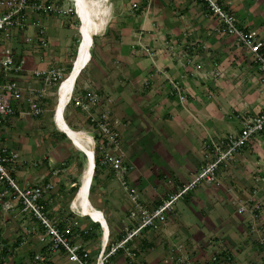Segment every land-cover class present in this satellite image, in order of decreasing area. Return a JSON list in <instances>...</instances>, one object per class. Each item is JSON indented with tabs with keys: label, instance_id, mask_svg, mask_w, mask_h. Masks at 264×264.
Returning a JSON list of instances; mask_svg holds the SVG:
<instances>
[{
	"label": "crops",
	"instance_id": "crops-1",
	"mask_svg": "<svg viewBox=\"0 0 264 264\" xmlns=\"http://www.w3.org/2000/svg\"><path fill=\"white\" fill-rule=\"evenodd\" d=\"M46 1L72 7V0ZM218 2L236 17L239 28L257 30L264 49V0ZM99 8L103 23L92 36L91 46L98 38V61L90 48L74 95L85 100L88 93L96 92V111L108 108L123 121L120 153L130 165L124 176L136 187L142 204L154 208L216 156L212 142L238 134L242 118L264 112V80L249 50L219 31L217 16L205 0H101ZM29 20L36 24L14 32L10 44L26 61L15 76L22 98L12 101L14 112L0 125V150L18 154L10 172L21 186L52 184L41 202L54 226L63 229L76 221L78 230L96 233L97 222L76 214L72 201L69 205L75 185L71 166L80 160L54 122L55 89L40 99L43 111L39 115L20 113L34 94L28 86L39 87L32 70L54 66L65 72L68 54L60 37L65 38V29L79 33V15L73 11L30 13ZM40 27L46 46L37 35ZM24 35L33 36V42L26 43ZM74 107L88 125V114L98 115L95 109L87 113ZM78 122L84 127L83 121ZM103 167L108 170L100 169L97 179L105 187L107 204L97 209L112 232L111 245L122 238L124 226L134 227L137 219L128 216L129 197L115 172ZM216 173V182H201L178 199L161 227L140 230L133 238L137 251L133 264H178L164 259L184 252L196 264H264V249L251 230V217L236 211L237 203L249 198L264 206V130L245 142L235 159L220 165ZM256 221L264 234V220L257 217ZM36 224L17 202L12 211L0 210V264H75L61 248L51 250L39 239L42 229L21 244L24 227ZM72 232L89 253L88 263L95 264L102 235L83 239V234ZM36 253L46 259L36 263ZM109 262L130 264L121 250L111 254Z\"/></svg>",
	"mask_w": 264,
	"mask_h": 264
},
{
	"label": "built area",
	"instance_id": "built-area-1",
	"mask_svg": "<svg viewBox=\"0 0 264 264\" xmlns=\"http://www.w3.org/2000/svg\"><path fill=\"white\" fill-rule=\"evenodd\" d=\"M208 8L217 16L219 21V31L224 34H230L234 37L238 46L246 47L257 70L261 73L264 80V49L263 42L255 29L243 30L236 25V17L227 12L218 0H205ZM73 7H64L62 4L46 0H0V125L5 117L14 112L12 101H18L22 98V88L19 86L15 76L24 70L25 57L17 54L11 47V40L14 32H23L29 25L36 24L30 22L29 14H64L73 11L78 15L76 1L72 0ZM42 27L38 28L37 35L40 37V44L46 46L47 41L41 37ZM22 39L26 43L33 42V36L24 35ZM32 77L39 80V87L33 90L34 94L29 100L26 109L20 110L23 115H39L43 109L40 105V99L45 97L49 89H56L58 94L59 85L65 77V72L59 67L36 68L32 70ZM174 87L179 92L177 84ZM72 93L68 99L74 105L79 106L83 111L89 113L90 109H95L99 95L96 92H90L85 100ZM181 100L183 94H179ZM97 116L93 113L90 117V127L93 133L91 137V148L98 156L102 166L109 167L115 172L120 186L127 193L130 201L129 218L137 219L134 227L124 226V235L117 242L109 247L99 251L95 264H111L109 256L118 250H121L130 264H133L137 258V251L133 244V238L144 228L156 230L161 227L166 220V214L173 208V204L182 198L188 191L199 185L201 182L212 183L217 180V169L220 165H225L236 157L237 150L247 142L251 137L264 130V112L255 117L242 118L241 129L236 135L227 134L223 139L212 142L216 151V156L208 162L191 180L182 186L177 192L169 194L160 204L154 208H149L140 201L139 193L135 186L131 185L125 178V174L130 169V165L125 163L120 153L122 129L124 123L121 119L114 117L108 108L101 109ZM18 154L7 151L4 148L0 150V210L4 212L12 211L16 202L20 206L22 213L30 214L37 221L36 225L26 226L22 231V243L27 242V238L32 232L43 230L39 235L41 241H45L51 250L61 248L67 259L75 264H89V253L81 247L74 239L73 228L76 221L67 223L63 229L52 224L47 216L43 203L44 195L52 188L51 183H45L33 186H21L11 175V164L14 163ZM236 211L240 214H246L251 217V230L256 233L257 243L264 249V234L259 232L256 218L264 220V206L252 201L250 198L239 201ZM107 245V244H106ZM182 247L178 245V249ZM7 257H4L6 260ZM46 259L44 255L36 253L34 261L43 262ZM215 259V257H214ZM174 260L178 264H196L188 253L169 254L164 259L165 262Z\"/></svg>",
	"mask_w": 264,
	"mask_h": 264
},
{
	"label": "bare ground",
	"instance_id": "bare-ground-1",
	"mask_svg": "<svg viewBox=\"0 0 264 264\" xmlns=\"http://www.w3.org/2000/svg\"><path fill=\"white\" fill-rule=\"evenodd\" d=\"M77 11L79 15V29L80 39L76 47V53L71 63L69 72L65 75L59 85L56 104L54 107V118L56 126L61 130H65L71 137V143L88 153L89 160L86 159V165L83 169L80 185L76 190L75 197L72 200V208L78 209L81 214L87 213L93 219L99 218L101 212L95 208L89 200V186L90 175L92 171V164L94 153L90 146L91 137L83 130H77L69 127L64 118V108L68 103L70 94L76 81L77 76L85 67L90 59V48L92 46V36L97 33L103 23V15L100 17L101 0H75Z\"/></svg>",
	"mask_w": 264,
	"mask_h": 264
},
{
	"label": "rangeland",
	"instance_id": "rangeland-1",
	"mask_svg": "<svg viewBox=\"0 0 264 264\" xmlns=\"http://www.w3.org/2000/svg\"><path fill=\"white\" fill-rule=\"evenodd\" d=\"M72 7H73V5H72ZM76 28L77 29L79 28L78 21H77ZM63 30H61V31H63ZM64 32L66 34L65 35V38H64V35H62L60 37V43H61V46L64 49V51L68 54L66 56L67 58H65V61H68L67 65L65 66V75H66L68 73L69 69L71 68V63H72V60H73V58L75 56L76 47H77V44H78L79 39H80V33H76V30H73V29H65ZM74 34H76L75 35V38L73 36ZM71 37H73L74 40H72ZM98 44H99V40H98V38H95V45L93 47H91V53H92V56H93L94 60H97L95 58L96 57L95 52H96V47L98 46ZM88 68H90V67H88ZM90 71H94L93 68ZM88 72L89 71H87V73ZM81 74H82V71L79 74V76H77V80L80 79ZM77 80L75 81V84H76ZM74 87H75V85H74ZM73 93H74V90H73ZM56 99H57V92H56V89H55V101L52 102V106H51V108H52V112H51L52 115L54 114V110L53 109H54L55 104H56ZM74 108L75 107H74L72 101H69L67 103V105L65 106V108H64L63 114H64V118L66 119L67 123H69V125L71 127L81 128L79 130H83L89 136L94 135L92 133V130L90 128V125H88V123L86 122V118L82 117L81 114L78 112V110L77 109H74ZM72 119L73 120L76 119L78 121H83L84 127L78 121H76V123L70 122V120H72ZM69 143L71 144L70 141H69ZM71 145L74 148V151L73 152L79 154V157L78 158L80 160L79 162H81L80 163L81 165L78 163V161L77 162H74V165L71 166V170H72L71 173L73 174V178L72 179L70 178V179H71V181H74L75 184L76 183L80 184L81 175H82L83 169H84V167L86 165V157H85V155L78 148H76L73 144H71ZM90 146H91V144H90ZM101 169H107L108 170V168H105V167H102ZM99 184H100V182H98V179H97L96 181L93 182V185H94L93 190L91 192L89 191V200H90L91 204L95 208H97V206L100 205V204H104V205L107 204L106 203L107 197H106V194L104 193V192H106L105 191V187L103 189V187L101 188V186H99ZM75 193H76V191H73L72 198L69 201V205H70L71 201L73 200V198L75 197ZM74 212L76 214H80L83 217H86V216L82 215L78 211V209H74Z\"/></svg>",
	"mask_w": 264,
	"mask_h": 264
},
{
	"label": "trees",
	"instance_id": "trees-1",
	"mask_svg": "<svg viewBox=\"0 0 264 264\" xmlns=\"http://www.w3.org/2000/svg\"><path fill=\"white\" fill-rule=\"evenodd\" d=\"M70 70V69H69ZM69 72V71H68ZM75 85V84H74ZM75 89V87H74ZM70 126V125H69ZM65 136V134H63ZM95 167H94V172H93V177H92V182H91V185H90V189L89 191L91 192L93 190V182L97 180V175H98V172L99 170L103 167L101 164H100V161H99V158L97 155H95ZM81 163V162H80ZM79 163V164H80ZM81 165V164H80ZM79 184L76 183L73 187H72V191H76L77 188H78ZM87 217V216H86ZM96 225V229H97V232L96 233H91V232H88V230H85L84 232L81 231V230H78L77 227H74V231L78 232L79 234H83V239H88V238H99L101 237L102 235V230L99 226L98 223L95 224ZM111 237H112V232L110 231L109 233V236H108V242H107V245H106V248L110 246V243H111Z\"/></svg>",
	"mask_w": 264,
	"mask_h": 264
},
{
	"label": "water",
	"instance_id": "water-1",
	"mask_svg": "<svg viewBox=\"0 0 264 264\" xmlns=\"http://www.w3.org/2000/svg\"><path fill=\"white\" fill-rule=\"evenodd\" d=\"M79 33H80V29H79ZM74 83H75V82H74ZM54 122H55V118H54ZM55 124H56V122H55ZM62 132L66 135V137H67L69 140L71 139V137H70V135L68 134L67 131L63 130ZM70 141H71V140H70ZM71 142H72V141H71ZM76 148H77V147H76ZM78 149H79V150L85 155L86 159L89 160L88 153H87L86 151H84L83 149H80V148H78ZM94 167H95V160H94V158H93L92 171H91L90 180H89V186H88L87 191H89V189H90V185H91L92 177H93V172H94ZM100 212H101V211H100ZM82 215H84V216H88L91 220H94L95 222H97V223L100 225V228H101V230H102V238H103L101 249L103 250V249L105 248L106 244H107V239H108L109 229H108V225H107V223H106V221H105V218H104L102 212H101L100 216H101L102 219H103V223L100 221L99 218L93 219L92 216H90V215L87 214V213H84V214H82Z\"/></svg>",
	"mask_w": 264,
	"mask_h": 264
}]
</instances>
